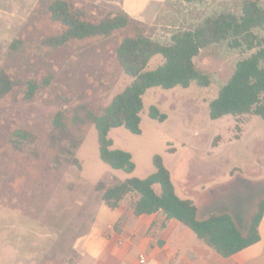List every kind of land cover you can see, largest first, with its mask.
Masks as SVG:
<instances>
[{
  "label": "rangeland",
  "instance_id": "obj_1",
  "mask_svg": "<svg viewBox=\"0 0 264 264\" xmlns=\"http://www.w3.org/2000/svg\"><path fill=\"white\" fill-rule=\"evenodd\" d=\"M52 1L0 0V71L16 83L0 97V264H78L75 241L104 203L96 184L147 176L155 170L154 154L162 156L176 193L191 199L201 216L226 209L247 222L264 198V117L249 112L213 120L209 103L254 50L211 44L194 58L209 85L147 89L140 134L124 127L108 133L112 148L132 154L133 173L100 159L97 132L86 116L101 114L132 81L116 57L124 37L144 34L167 44L207 17L239 14L242 0H185L165 31L132 18L109 35L56 47L43 42L66 28L51 18ZM65 1L89 22L123 12L121 0ZM162 61L154 55L147 68ZM31 83L35 90L27 96ZM152 105L167 115L164 121L149 116ZM136 198L129 193L121 204L128 208Z\"/></svg>",
  "mask_w": 264,
  "mask_h": 264
},
{
  "label": "trees",
  "instance_id": "obj_2",
  "mask_svg": "<svg viewBox=\"0 0 264 264\" xmlns=\"http://www.w3.org/2000/svg\"><path fill=\"white\" fill-rule=\"evenodd\" d=\"M48 9L51 18L66 27L61 34L43 40L45 45L54 47L71 39L109 35L132 20L127 13L121 12L99 22L85 21L65 0L52 1ZM221 41H227L232 48L244 47L254 52L236 63L230 78L209 103L210 118L214 120L249 112L264 117V6L260 0H242L239 14L220 13L207 17L194 29L174 33L167 44L144 34L122 39L116 48V57L132 81L113 97L101 114L86 113L97 132L100 159L113 169L132 173L136 168L132 154L112 148L109 131L124 127L133 134H140L143 95L151 87L187 88L193 82L200 86L209 85L208 76L197 69L194 58L203 48ZM157 54L163 58L162 63L148 69L150 59ZM15 84L6 72L0 71V97L10 92ZM34 90L35 84H29L27 96ZM149 116L160 122L167 118L154 105L149 108ZM55 123L62 124L60 114L56 115ZM152 162L155 170L145 177L130 176L111 185L98 182L96 189L102 192L104 204L111 209L117 208L125 196L135 193L137 198L131 204L134 214L160 211L167 218L176 219L188 227L223 257L260 239L258 227L264 215V198L258 201L257 210L245 223L239 222L226 209L203 217L191 199L181 198L176 193L162 156L154 154Z\"/></svg>",
  "mask_w": 264,
  "mask_h": 264
},
{
  "label": "crops",
  "instance_id": "obj_3",
  "mask_svg": "<svg viewBox=\"0 0 264 264\" xmlns=\"http://www.w3.org/2000/svg\"><path fill=\"white\" fill-rule=\"evenodd\" d=\"M184 2L121 0L120 8L156 31H165L172 23L168 19L183 9ZM183 226L160 211L136 215L131 205L120 203L111 209L102 203L89 230L75 241L78 264H264V215L258 227L260 239L228 257ZM140 253L146 255L145 263L139 262Z\"/></svg>",
  "mask_w": 264,
  "mask_h": 264
},
{
  "label": "built area",
  "instance_id": "obj_4",
  "mask_svg": "<svg viewBox=\"0 0 264 264\" xmlns=\"http://www.w3.org/2000/svg\"><path fill=\"white\" fill-rule=\"evenodd\" d=\"M139 262L145 263L146 262V255L144 253L139 254Z\"/></svg>",
  "mask_w": 264,
  "mask_h": 264
}]
</instances>
